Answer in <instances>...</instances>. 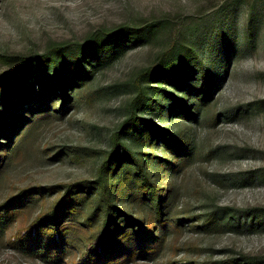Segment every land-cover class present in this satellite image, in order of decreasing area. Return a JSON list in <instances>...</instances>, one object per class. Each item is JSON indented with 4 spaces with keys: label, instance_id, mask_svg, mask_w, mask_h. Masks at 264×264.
Returning a JSON list of instances; mask_svg holds the SVG:
<instances>
[{
    "label": "rangeland",
    "instance_id": "1",
    "mask_svg": "<svg viewBox=\"0 0 264 264\" xmlns=\"http://www.w3.org/2000/svg\"><path fill=\"white\" fill-rule=\"evenodd\" d=\"M124 25L141 37L89 56L83 79L62 66L65 104L61 96L47 109L26 103L21 124L0 129V264H264V0H0V75L14 69L4 58L35 63ZM172 48L187 58L181 88L146 83L147 103L168 113L169 92L187 99L192 116L161 117L142 106L135 114L180 137L184 157L181 145L140 149L121 135L137 76ZM196 56L212 83L198 102L186 95L199 79ZM39 76L32 65L35 89ZM119 135L134 153L153 152L150 174L164 166L162 181L155 180L166 198L159 221L139 198H123L117 208L145 231L128 245L103 248L116 228L101 242L103 219L87 222L91 203L70 219L49 215L69 187L97 181ZM53 227L54 237H44ZM41 239L48 243L43 255Z\"/></svg>",
    "mask_w": 264,
    "mask_h": 264
},
{
    "label": "trees",
    "instance_id": "2",
    "mask_svg": "<svg viewBox=\"0 0 264 264\" xmlns=\"http://www.w3.org/2000/svg\"><path fill=\"white\" fill-rule=\"evenodd\" d=\"M140 37L141 35H136L131 28L124 25L117 30L97 33L93 39L90 40L89 44H85V46L78 45L54 48L52 51L45 54V56L38 58L39 60L35 62L36 64L27 58H4L3 60L10 62L14 69L0 75V107L2 108V112H0V129L13 124L15 128L17 125L21 124L20 114L26 112L23 109L26 103L32 104L35 107L41 103L43 109H47L54 98L61 96L64 100L63 104H65L68 97V84L61 79L62 66L65 64L69 63L70 66L75 67L76 73L78 74L77 76L83 79L89 73L86 68V60L89 56L92 54H96V56L101 55L107 47L119 49L122 45H125L126 42ZM173 48L161 54L158 62L146 67V69H143L137 76V83L135 85L137 89V99L131 112V118L121 131V135H123V137H129L134 145H137L140 149L149 147L152 150L162 145V149L166 150L174 144L181 145L176 147L177 150L181 151L179 156L184 157L185 146L184 143H181L180 137L171 134L168 130L162 129L150 123L149 120H144L135 114L136 109L142 106L149 107L151 111L157 115L159 114L161 117H166L167 114H172L174 111L186 117L192 116L190 113L186 115L187 111L192 108V106H188L187 99L183 100L177 98L169 92L166 94L168 98H170V102L174 104V107L168 109V113L159 110L160 106L157 109L155 105L147 103L150 97L146 89H144L146 83L158 80L161 84L175 83L181 88L182 82L179 76V70L185 64L187 58L182 59L180 56H177ZM19 63L20 65H18ZM195 63V68L197 70L196 74L199 75V79L194 80L195 82L193 81L192 83L196 85L192 87L193 92L186 95L189 97L195 96L198 102L201 100V97L204 96L203 99H206V97L209 96L208 93L212 87V83L210 81V75H208V69L200 62L198 56L195 57ZM32 65L39 67L40 76L35 78L38 89H35L29 83L28 78L32 75ZM48 77H50V79L45 83ZM187 91L188 89L182 92L184 93ZM161 93L160 90H156L154 95L160 97L162 96ZM123 137L119 135L113 142L112 150L107 157H105L106 159L100 168L97 181L69 187L62 201L52 209L49 215L57 220H60V218L70 219L71 216L77 215L78 211H80L78 206H81V203H91L94 210L89 215L87 222L94 217L98 220L101 218L103 219V229L99 234L100 239L102 237L101 242L106 239L105 235H109L110 230L116 228L109 236L110 239L104 244L103 248L108 246L114 247L118 244L119 240H122L128 245L130 244V240L133 239L132 236L139 235L142 231H145V229L142 228L143 222L133 220L132 217L123 214L117 208V203L125 201L122 200L123 198L130 199L134 196L139 198L138 202L145 205L148 211L156 210L155 215L158 217L157 221L160 220V212L162 211V207L165 203L164 199L166 198L165 196H161V193L164 191L156 185L158 181H162L164 177L162 174L164 166L162 168V165L159 166L160 173L156 175V177L150 174V168L157 165V158L154 156L153 152L134 153L132 150L133 147L122 143ZM171 150L172 149H170V151ZM6 151V153H8V147ZM170 151H168V154H172ZM156 178H158V181L155 180ZM129 189H138L139 193L135 190L131 192ZM169 189L172 193V184ZM155 198H157V200H155ZM126 202L127 201L124 203ZM7 210L5 212H7ZM118 220L121 225L124 224L126 226L121 228L119 223H117ZM135 226H137L139 231H135ZM54 230H56V228H50V230H48L50 231L49 234H44V237H54ZM150 236L152 237L151 234ZM43 240L44 239L39 240L40 242H38L36 246L38 247L37 252L41 255L45 254V249L48 248V243H45ZM138 246H140V244H138ZM107 252L108 251H106L105 254H108ZM151 253H153V251ZM99 258L101 259V257ZM114 259L113 256L109 257V261H113ZM120 259L121 258H117L116 261Z\"/></svg>",
    "mask_w": 264,
    "mask_h": 264
}]
</instances>
